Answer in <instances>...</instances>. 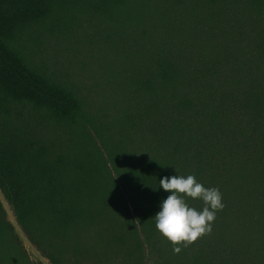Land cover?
Returning <instances> with one entry per match:
<instances>
[{"label": "trees", "instance_id": "trees-1", "mask_svg": "<svg viewBox=\"0 0 264 264\" xmlns=\"http://www.w3.org/2000/svg\"><path fill=\"white\" fill-rule=\"evenodd\" d=\"M68 28L120 50L110 100L32 58ZM174 174L224 205L179 252ZM0 192L50 264H264V0H0Z\"/></svg>", "mask_w": 264, "mask_h": 264}, {"label": "rangeland", "instance_id": "rangeland-1", "mask_svg": "<svg viewBox=\"0 0 264 264\" xmlns=\"http://www.w3.org/2000/svg\"><path fill=\"white\" fill-rule=\"evenodd\" d=\"M74 31L68 28L36 33L37 38L30 42L32 58L89 96L110 100L113 93L108 84V68L120 60V50L113 51L102 35H91V30ZM0 205V223L5 229L0 232V264H50L17 224L1 192Z\"/></svg>", "mask_w": 264, "mask_h": 264}, {"label": "clouds", "instance_id": "clouds-1", "mask_svg": "<svg viewBox=\"0 0 264 264\" xmlns=\"http://www.w3.org/2000/svg\"><path fill=\"white\" fill-rule=\"evenodd\" d=\"M159 189L166 195L159 201L154 215L155 228L174 246L175 252L210 232L217 211L224 207L220 190L205 187L191 174L162 176ZM189 199L199 200L203 206L192 207Z\"/></svg>", "mask_w": 264, "mask_h": 264}]
</instances>
